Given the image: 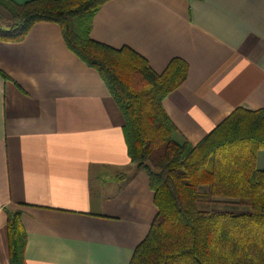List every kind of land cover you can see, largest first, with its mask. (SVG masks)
Wrapping results in <instances>:
<instances>
[{"label":"crops","instance_id":"1","mask_svg":"<svg viewBox=\"0 0 264 264\" xmlns=\"http://www.w3.org/2000/svg\"><path fill=\"white\" fill-rule=\"evenodd\" d=\"M89 37L130 48L158 74L172 58L187 64L162 101L176 141L196 144L237 107L264 109V0H108ZM0 70V264L13 211L26 264H128L156 207L101 77L45 21L0 40Z\"/></svg>","mask_w":264,"mask_h":264},{"label":"trees","instance_id":"2","mask_svg":"<svg viewBox=\"0 0 264 264\" xmlns=\"http://www.w3.org/2000/svg\"><path fill=\"white\" fill-rule=\"evenodd\" d=\"M107 1L0 0V40L56 23L67 48L101 77L123 117L129 162L147 172L156 207L128 264H264V109L237 107L196 144L176 141L162 101L185 80L187 64L172 58L158 74L130 48L92 40L91 18ZM6 229L8 264H26L19 211L7 212Z\"/></svg>","mask_w":264,"mask_h":264},{"label":"rangeland","instance_id":"3","mask_svg":"<svg viewBox=\"0 0 264 264\" xmlns=\"http://www.w3.org/2000/svg\"><path fill=\"white\" fill-rule=\"evenodd\" d=\"M0 13L3 14V15H5V16H6V14H7L6 10L3 9L1 6H0ZM259 153H260L261 155L263 154L262 151H260ZM259 162H260V159H259Z\"/></svg>","mask_w":264,"mask_h":264}]
</instances>
